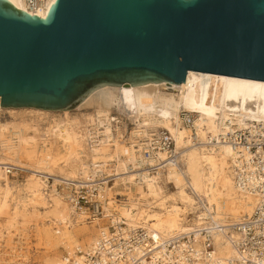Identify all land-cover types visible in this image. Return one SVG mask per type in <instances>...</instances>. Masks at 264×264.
<instances>
[{"label": "bare ground", "instance_id": "1", "mask_svg": "<svg viewBox=\"0 0 264 264\" xmlns=\"http://www.w3.org/2000/svg\"><path fill=\"white\" fill-rule=\"evenodd\" d=\"M8 1L40 18L54 2ZM180 112L195 114V140ZM113 113L131 129L113 125ZM226 119L264 136V82L188 71L184 84L103 86L74 110L0 107V264L25 257L16 252L31 239L39 264H63L62 252L74 257L76 250L89 249L106 227L87 221L57 187L107 178L113 184L106 187L105 213L165 237L192 232L212 218L224 227L214 239L215 253L232 257L234 226L253 213L257 199L235 185L231 147L209 141L224 132ZM160 128L171 134L180 167L154 173L142 167L138 141L145 129ZM157 155L164 161L165 152ZM10 167L22 174V183L10 179Z\"/></svg>", "mask_w": 264, "mask_h": 264}, {"label": "water", "instance_id": "2", "mask_svg": "<svg viewBox=\"0 0 264 264\" xmlns=\"http://www.w3.org/2000/svg\"><path fill=\"white\" fill-rule=\"evenodd\" d=\"M188 71L264 82V0H54L43 18L0 0V107L74 110Z\"/></svg>", "mask_w": 264, "mask_h": 264}, {"label": "built area", "instance_id": "3", "mask_svg": "<svg viewBox=\"0 0 264 264\" xmlns=\"http://www.w3.org/2000/svg\"><path fill=\"white\" fill-rule=\"evenodd\" d=\"M179 118L191 129L192 140H195V114L180 112ZM110 120L120 127L128 122L114 113ZM221 127L224 132L209 141L212 144L226 143L231 147L235 185L257 199L253 213L234 226L237 236L229 238L234 251L232 257L222 258L215 253L214 239L223 234L224 227L212 218L207 217L192 232L165 237L150 235L141 225H131L124 219L105 213L103 205L108 201L106 187L113 184L111 178H107L83 187L63 186L67 200L76 212L83 213L87 221L100 220V224L106 227L89 249L76 250L74 257L63 256V264H264V136L260 132L238 128L229 119L222 121ZM144 132L138 141L142 149V167L154 173L167 166L179 168L180 153L171 134L163 128L155 131L145 129ZM158 152H165L164 161L158 157ZM6 172L10 177L16 174L13 167ZM114 199L118 206L119 198L114 196Z\"/></svg>", "mask_w": 264, "mask_h": 264}, {"label": "rangeland", "instance_id": "4", "mask_svg": "<svg viewBox=\"0 0 264 264\" xmlns=\"http://www.w3.org/2000/svg\"><path fill=\"white\" fill-rule=\"evenodd\" d=\"M123 126H125V128L127 127V131H129L131 129V126L129 124V122H125L123 124ZM11 180H15L19 183L23 182V177L22 174L20 172H16V174H14L13 176L10 177ZM58 191L61 193H65L66 191L63 189V186H58L57 187ZM66 194V193H65ZM23 250L22 251H17L16 255H20V254H25V257H21V256H16V264H39V254H38V249H36L35 247V243L33 242V240L31 239L30 243L27 245L24 244L23 245ZM66 253L62 252V256H65Z\"/></svg>", "mask_w": 264, "mask_h": 264}]
</instances>
